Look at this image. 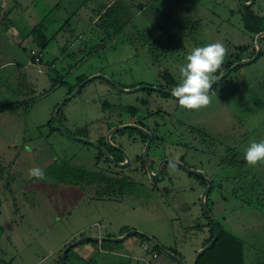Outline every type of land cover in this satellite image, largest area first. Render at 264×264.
I'll list each match as a JSON object with an SVG mask.
<instances>
[{"label": "rangeland", "instance_id": "1", "mask_svg": "<svg viewBox=\"0 0 264 264\" xmlns=\"http://www.w3.org/2000/svg\"><path fill=\"white\" fill-rule=\"evenodd\" d=\"M109 1L0 0V106L20 104L0 112V264H54L79 237L116 238L129 230L192 264L207 241L209 222L200 202L205 183L173 167L168 168L172 182L155 188L140 172L94 171L96 150L59 130L53 117L58 104L79 78L98 75L61 108L62 127L88 138L104 135L121 123L142 120L152 101L188 122L205 138L204 145L190 142L206 152H191L187 163L212 180L208 210L242 240L245 264H264V164L249 167L243 158L250 142L264 140V38L257 58L214 84L210 104L200 110H183L174 98L158 93L119 89L156 86L157 73L165 69L180 83L185 57L209 43L227 49L225 67L251 58L252 29L264 26V0L250 6L243 5L249 0H118L115 6L130 5L121 22L112 7L100 22L106 27L90 25ZM137 1L151 4L152 11L141 17L135 13ZM39 25L49 39L45 46L33 30ZM240 46L245 50L238 52ZM31 50L42 54L45 67L31 61ZM121 143L131 155L142 150ZM79 164L83 170H76ZM33 167L43 169V180L28 175ZM111 243L104 246L118 254L101 250L97 264H178L162 252L152 258V244L143 250L137 235ZM100 244L83 241L68 262L85 264L89 245Z\"/></svg>", "mask_w": 264, "mask_h": 264}, {"label": "flooded vegetation", "instance_id": "2", "mask_svg": "<svg viewBox=\"0 0 264 264\" xmlns=\"http://www.w3.org/2000/svg\"><path fill=\"white\" fill-rule=\"evenodd\" d=\"M156 76H157L156 86L139 85L137 87H142L139 90H146V91H149L150 93L154 92L160 95L174 98L170 93H171V89L179 84V82L176 80L177 78L174 77L172 74H170V72H168L166 69L160 70V72H158ZM109 83L112 85L113 88H119L120 86L119 83H116L112 80ZM152 88H155V89H152ZM80 89L78 92H80ZM154 103L155 101H152L151 106L149 105V107H144L145 109H144V115L142 116V120L140 121L136 120L134 122L126 123L130 125H135L145 130V132L140 131L136 128H127V129H124L123 132H114V134L121 133V135L118 139L116 138L113 139L112 137L113 133H112L109 138L110 143L107 141V138H106L108 131L104 135L98 132H95L91 138H88V137H85L83 134L76 135L75 133H68V131L62 127V124L59 119H58L57 126L59 130H60V127H62L68 134H70L71 137L69 138L71 139H74L73 137H80V138H84L89 141L95 142L98 145V146H95V145L87 144L96 150L95 161L92 163V167H94V171L109 172L112 169L121 168V169L131 170L132 172H140L146 178V182L152 188H155V187H158V185L163 182H169V183L172 182L173 174L171 173V171L168 172V168L170 169L173 167L174 169H177V168L182 169L183 171L187 172L188 175L194 176L195 179L198 178V181H200V183L203 182L207 186V182H206V179L208 178L206 177L207 174L203 170H200L199 168H196V167H192L190 164L187 163V160L191 158V156L193 155L191 154V152L193 153L199 152V154L201 153L204 154L206 152V148L203 147L205 138L204 139L202 138L203 136H201L198 130L191 128L188 122H186L183 119L176 120L174 117L171 116L170 111L169 112L166 111L164 107L162 108V106L160 105H157V106L153 105ZM147 104H149V102ZM58 115H59V112H58ZM123 124L121 123L119 125H123ZM149 137H150V144H149L148 151H147V161H148V164L153 174L156 173L159 164L162 163L161 171H160L158 179L148 178L147 166L144 160V148H145V145ZM171 137H177L178 140L174 142L173 141L170 142ZM122 140H125L126 143L129 144V146H132L134 148L136 147L138 148L141 146L142 147L141 152L134 153L131 155L126 150L125 146L121 143ZM191 141L192 142L196 141V143L198 142V144L201 142L203 143V145L202 147L197 148L191 145L190 143ZM177 149H179V152L176 156H174L175 150ZM102 150H104L106 153H104ZM197 162L198 164H200L199 161ZM214 165L215 164H213L212 167H214ZM76 166H77L76 170H79V169L83 170V167L81 164L76 165ZM64 167L69 168L67 163H65ZM186 168L190 170L202 172L205 175V178L193 174L192 172L188 171ZM163 177H165V179ZM208 179L212 186V180H210V178ZM59 182H62V181H59ZM104 238H108V237H104ZM88 242H91V243L95 242L97 244L101 243L96 248H98L100 251L102 250V252L118 254L117 251H115L114 249L109 250V246L107 247V249L102 248L101 245L103 243H109L110 241H102V242L88 241ZM89 247H90L89 253L95 251L96 249L95 247L91 245H89ZM55 264H59V263H55Z\"/></svg>", "mask_w": 264, "mask_h": 264}, {"label": "clouds", "instance_id": "3", "mask_svg": "<svg viewBox=\"0 0 264 264\" xmlns=\"http://www.w3.org/2000/svg\"><path fill=\"white\" fill-rule=\"evenodd\" d=\"M227 49L221 42L195 47L180 66V83L171 89V95L178 106L187 111H197L211 102L209 91L217 77L214 75L221 67ZM244 161L249 167L264 164V140L249 143L244 152ZM28 175L37 180L45 178L40 167L28 170Z\"/></svg>", "mask_w": 264, "mask_h": 264}, {"label": "water", "instance_id": "4", "mask_svg": "<svg viewBox=\"0 0 264 264\" xmlns=\"http://www.w3.org/2000/svg\"><path fill=\"white\" fill-rule=\"evenodd\" d=\"M254 2V0H249L248 2H243V5L244 6H250L252 3ZM264 37V31L258 33L256 36H255V53L254 55L251 57V58H248V59H244V60H240L239 62H236L234 63L227 71H225L224 73L220 74L219 76H217V79L216 81L213 83L216 84L217 82H219L220 80H222L223 78L226 77V75L231 71L233 70L235 67H238V66H242V65H245V64H248L252 61H254L257 56L259 55L260 53V42H261V39ZM95 77H100L99 75L98 76H94V77H89V78H86L85 80H83L81 83L78 84V86L75 88L74 91H72L68 96H66L59 104L58 106L56 107L55 111H54V119H55V122L56 124H58V112L59 110L61 109V107L64 105V103L73 98L77 92L79 91V89L81 87H83L86 83H88L89 81H91L93 78ZM212 85V86H213ZM140 88L142 87H134V88H130V89H123V88H120L122 91L124 92H128V93H131V92H135L137 90H139ZM152 89H155V88H152ZM171 94V93H170ZM127 128H136L140 131H144L143 129L135 126V125H130V124H123V125H119V126H116V127H112L108 133H107V141L110 143V135L114 132H117V131H120V130H124V129H127ZM60 131H62V133H64L65 135H67L68 137H71L70 134H68L62 127H60ZM74 139L76 140H79L83 143H86V144H90V145H95V146H98L95 142H92V141H89L87 139H84V138H80V137H73ZM149 144H150V137L149 139L147 140V143L145 145V148H144V160L146 162V166H147V173L149 175V177L151 179H158L159 177V174H160V171H161V165L162 163L159 164L158 166V169L156 171L155 174L152 173V170L148 164V161H147V151H148V147H149ZM104 153H106L104 150H102ZM108 156V155H107ZM170 161V160H168ZM172 162V161H170ZM188 171L192 172L193 174L197 175V176H200V177H203L205 178V175L200 172V171H194V170H190L188 168H186ZM206 182H207V186L205 187L203 193L201 194V198H200V202H201V206H202V209L204 210V212L209 216V218L211 219L214 227H215V233H214V237L212 239V241H210L207 245H205L204 247H202L201 249H199L193 259V263L192 264H197L198 262V259L200 258V256L206 252L211 246L212 244L216 241L217 239V236H218V232H219V225H218V222L216 221V219L214 218V216L211 214V212L208 210L207 208V204H206V196L211 188V184H210V181L209 179L207 178L206 179ZM131 235H138L140 237H143L145 238L150 244L156 246L157 248H159L161 250V252L165 255H167L168 257H170L171 259L175 260L178 264H185L183 262V260L176 256L175 254H173L172 252L168 251L167 249L163 248L158 242H156L152 237L140 232V231H136V230H129L127 231L126 233H124L123 235L119 236V237H116V238H104V237H90V236H82V237H79L78 239L72 241L71 243H69L68 245H66L64 247V249L62 250L61 252V258H62V261L64 264H72L70 262H68L66 260V256H67V253L70 249H72L73 247H75L76 245L82 243L83 241H96V242H102V241H110V242H120V241H123L124 239L128 238L129 236Z\"/></svg>", "mask_w": 264, "mask_h": 264}, {"label": "trees", "instance_id": "5", "mask_svg": "<svg viewBox=\"0 0 264 264\" xmlns=\"http://www.w3.org/2000/svg\"><path fill=\"white\" fill-rule=\"evenodd\" d=\"M245 15L253 20V14H250V13L247 14L246 13ZM254 26L255 27L252 29V32L254 33L253 35H257L258 33L264 31V26H263L262 29L258 28V26L256 24ZM33 30H34V33H37L36 40L38 42H43V41L46 42V40H48L46 38L45 34L42 31V25L37 26ZM245 48L246 47L240 46V47H238L237 50H238V52H242L243 50H245ZM240 60H241L240 58L235 59L227 67L221 65L220 69L215 73V76L217 77L221 73H224L234 63L239 62ZM237 68L238 67H235L233 70H236ZM83 79H84V77L83 78H79L77 80L75 86H77L79 83H81L83 81ZM62 83H64V82H61V84ZM70 92H71V90L69 91V93ZM19 105L20 104H18V103L17 104H12V105H2V106H0V112H3L5 110H9L11 108H16ZM127 111L131 112V111H134V110L129 108V109H127ZM82 174H84V173H82ZM79 175L81 176V174H79ZM206 202H207V196H206ZM205 216L207 217L208 222H209L207 224L208 226L206 225V227H208L209 236H208V239L205 242L204 246L207 245L210 241H212V239L214 237V233H215V227H214L211 219L209 218V216L206 213H205ZM218 225H219V232H218V236H217L216 241L212 244V246L206 252H204L200 256V258L198 259L197 264H245V256H244V251H243V242H242V240L240 238H238L237 236H235L233 233H231V232L227 231L226 229H223L222 227H220L219 223H218ZM137 237H139L142 240L143 243H147L149 245V242L145 238L140 237L138 235H137ZM109 243H111V242H109ZM101 246H102L103 249H107V247L104 246V243ZM152 247H153L154 251H156L157 253H159V252L161 253V250L159 248H157L154 245H152ZM73 249H74V247L68 251L67 256H66V260L67 261H68V255L71 253V251ZM113 249L114 248H111L109 246V250H113ZM168 251H170L173 254H175L176 256L180 257L175 251H173V250H168ZM99 253H100V250L98 248H96L95 251L90 252L89 255L87 256V258L85 259V261H86L85 264H97L96 259H98ZM79 256L81 257V254H79ZM57 263L64 264L63 261H62V258H61V253H59V257H58Z\"/></svg>", "mask_w": 264, "mask_h": 264}, {"label": "crops", "instance_id": "6", "mask_svg": "<svg viewBox=\"0 0 264 264\" xmlns=\"http://www.w3.org/2000/svg\"><path fill=\"white\" fill-rule=\"evenodd\" d=\"M115 1V3H113ZM118 2V0H110L109 2H107L106 4H104L103 6L101 5V7H100V11L96 14V16H94L91 20H90V25L91 24H99V25H101V27L103 28V27H106V21H104V23H100L101 22V20H102V18L104 17V16H108L107 15V12L113 7V12H115L118 16H117V22H121V21H119V18L121 17V16H123L124 14L125 15H127L126 13L127 12H129V7H130V5H127V4H123V3H118V5H116L115 6V4ZM150 5L151 4H149V5H143V3H141V2H139V1H137L136 2V7H135V13H138V15L140 14L141 15V17H143V13H145L146 12V10H148V11H152V9H150L151 7H150ZM147 6V7H146ZM124 17V16H123ZM116 21H114V22H116ZM49 40V39H48ZM40 43V45H42V46H45L46 44H47V40H46V42L45 41H43V42H39ZM43 48V47H42ZM66 47H63L62 48V51L65 49ZM41 54V53H40ZM56 59H58V57L56 56L55 58H54V60H56ZM61 59H62V57H61ZM31 61L33 62V59H32V57H31ZM33 63H35V62H33ZM35 64H40V65H42V54H41V57H40V60H39V62L38 63H35ZM43 66V65H42ZM46 66H47V69L49 70L50 68H52L53 66H54V63L52 62L50 65H47L46 64ZM43 67H45V66H43ZM40 71V70H39Z\"/></svg>", "mask_w": 264, "mask_h": 264}, {"label": "built area", "instance_id": "7", "mask_svg": "<svg viewBox=\"0 0 264 264\" xmlns=\"http://www.w3.org/2000/svg\"><path fill=\"white\" fill-rule=\"evenodd\" d=\"M30 55H31V57L35 63L39 62L40 57H41L40 52H36V51L31 50ZM142 248H143V250L148 251L149 245L147 243H142ZM151 257L157 258V252L152 250L151 251Z\"/></svg>", "mask_w": 264, "mask_h": 264}]
</instances>
